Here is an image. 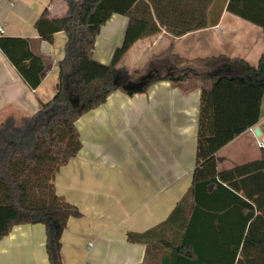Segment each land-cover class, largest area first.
Here are the masks:
<instances>
[{
    "label": "trees",
    "instance_id": "obj_1",
    "mask_svg": "<svg viewBox=\"0 0 264 264\" xmlns=\"http://www.w3.org/2000/svg\"><path fill=\"white\" fill-rule=\"evenodd\" d=\"M65 1V16L53 18L44 11L35 22L49 42L58 31L66 34L54 95L40 101L32 115L0 120V239L15 225L40 223L48 264H62L61 234L68 219L82 213L56 192L54 179L81 148L75 121L116 89L142 92L154 80L174 78V69L190 67L201 83L192 181L166 219L126 232L129 242L146 247L145 260L135 264H264V158L218 170L215 157L259 120L264 52L251 65L225 55L186 58L169 46L143 66L127 68L120 62L137 40L163 29L181 36L215 24L212 0ZM113 13L127 16L128 23L122 43L103 63L93 57L95 39ZM259 26L264 30V23ZM0 50L34 90L43 62L27 40L0 34ZM149 71L154 77L142 90L122 87Z\"/></svg>",
    "mask_w": 264,
    "mask_h": 264
},
{
    "label": "crops",
    "instance_id": "obj_2",
    "mask_svg": "<svg viewBox=\"0 0 264 264\" xmlns=\"http://www.w3.org/2000/svg\"><path fill=\"white\" fill-rule=\"evenodd\" d=\"M67 14L65 0H0L3 36L27 40L43 69L33 90L0 50V120L32 115L58 85L57 62L66 34L41 38L35 22ZM212 26L173 36L164 29L137 40L122 58L127 68L171 46L186 58L225 55L256 65L264 52V0H212ZM217 17V19L215 18ZM128 18L113 13L95 39L93 57L109 62L122 43ZM171 79H157L145 91H112L105 102L80 116L75 125L81 148L55 175L58 194L82 215L70 217L60 242L62 264H135L145 260L143 243L129 242L127 231H144L169 215L192 181L195 165L200 77L194 68L174 69ZM264 97L256 124L215 154L216 168L229 169L264 158L257 136L264 132ZM260 133L257 135L255 129ZM40 223L15 225L0 239V264H48Z\"/></svg>",
    "mask_w": 264,
    "mask_h": 264
},
{
    "label": "water",
    "instance_id": "obj_3",
    "mask_svg": "<svg viewBox=\"0 0 264 264\" xmlns=\"http://www.w3.org/2000/svg\"><path fill=\"white\" fill-rule=\"evenodd\" d=\"M154 77V74L152 71H149L148 73L144 74L141 76L138 80L136 81H128L126 83L122 84V87L127 90V91H140L142 88L148 84L151 78ZM114 82L116 84H119V82L114 78ZM255 133L258 135L260 133L259 129H255Z\"/></svg>",
    "mask_w": 264,
    "mask_h": 264
},
{
    "label": "built area",
    "instance_id": "obj_4",
    "mask_svg": "<svg viewBox=\"0 0 264 264\" xmlns=\"http://www.w3.org/2000/svg\"><path fill=\"white\" fill-rule=\"evenodd\" d=\"M3 32V26L0 24V34ZM256 143L258 147L264 151V132L260 133L256 138Z\"/></svg>",
    "mask_w": 264,
    "mask_h": 264
},
{
    "label": "rangeland",
    "instance_id": "obj_5",
    "mask_svg": "<svg viewBox=\"0 0 264 264\" xmlns=\"http://www.w3.org/2000/svg\"><path fill=\"white\" fill-rule=\"evenodd\" d=\"M262 122H264V121H262ZM261 128H264V124H261Z\"/></svg>",
    "mask_w": 264,
    "mask_h": 264
}]
</instances>
